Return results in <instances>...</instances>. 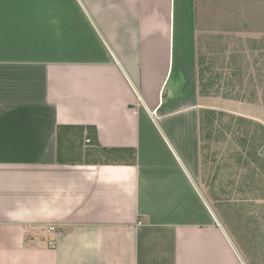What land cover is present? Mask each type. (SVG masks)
Here are the masks:
<instances>
[{"label":"crops","instance_id":"0c3cea01","mask_svg":"<svg viewBox=\"0 0 264 264\" xmlns=\"http://www.w3.org/2000/svg\"><path fill=\"white\" fill-rule=\"evenodd\" d=\"M198 23L197 0H0V264H245L195 179ZM76 134L130 158H72Z\"/></svg>","mask_w":264,"mask_h":264},{"label":"rangeland","instance_id":"374dc122","mask_svg":"<svg viewBox=\"0 0 264 264\" xmlns=\"http://www.w3.org/2000/svg\"><path fill=\"white\" fill-rule=\"evenodd\" d=\"M197 2L199 102L201 109H214L216 114L203 132L195 179L242 261L264 264V154L256 163L259 158L242 147L248 130L251 136L260 129L237 119L264 125V0ZM76 135L72 158L79 161L130 158L129 152L103 155ZM253 148L259 154L264 149L256 144Z\"/></svg>","mask_w":264,"mask_h":264},{"label":"trees","instance_id":"16d2710c","mask_svg":"<svg viewBox=\"0 0 264 264\" xmlns=\"http://www.w3.org/2000/svg\"><path fill=\"white\" fill-rule=\"evenodd\" d=\"M201 65H202V60H201V58L199 57V59H198V80H199V84H200V79H201V72H202V70H201ZM216 114V111L214 110V109H210V108H203V109H201L200 110V114H199V127H200V138H201V144H202V140H203V132H204V130L208 127V119H209V121H211L215 116ZM220 114H222V112L220 113ZM230 116V115H229ZM231 117H233V118H235L234 116H231ZM237 119H239L240 121H242V123H246L247 125L248 124H250L251 126H252V128L254 127V128H258V129H260V131H261V133H262V135L259 137V138H261V137H264L263 135H264V125L263 124H260V123H257V122H254V121H252V120H247V119H245V118H243V117H237ZM208 122V123H207ZM212 123V122H211ZM241 122H240V124H242ZM260 131H257V132H260ZM257 132L256 133H254L253 135H251V136H249V134H250V131L248 130V132H247V137H246V139L244 140L245 142H244V145L242 146V147H244V148H246L249 152V156L251 155V156H256L257 158H259V160L257 161V158H254L253 160H255V161H257L256 163H258V162H262V160H263V158H262V154H264V149L262 150V153L260 152V154H259V151L257 150V149H254L253 147H254V145L256 144V145H259V147L260 146H262L263 148H264V145L263 144H258V143H260L261 141H264V140H259V138L256 136V134H257ZM249 136V137H248ZM96 145H98L99 146V149L103 152V153H105L106 154V156H110V155H112V154H114V153H120V152H123V151H125V150H122V149H116V148H114V149H109V148H103V147H101L100 146V144L99 143H96ZM253 151L254 152H256V154L255 155H253L254 153H253ZM253 153V154H252ZM258 155H260V156H258ZM252 160V161H253Z\"/></svg>","mask_w":264,"mask_h":264},{"label":"built area","instance_id":"2783aa9c","mask_svg":"<svg viewBox=\"0 0 264 264\" xmlns=\"http://www.w3.org/2000/svg\"><path fill=\"white\" fill-rule=\"evenodd\" d=\"M55 229V227L54 226H51V230H54Z\"/></svg>","mask_w":264,"mask_h":264}]
</instances>
